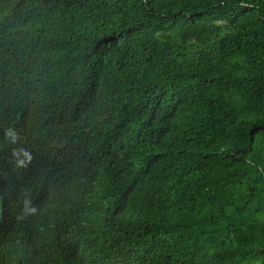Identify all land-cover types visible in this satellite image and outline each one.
<instances>
[{"label":"trees","instance_id":"16d2710c","mask_svg":"<svg viewBox=\"0 0 264 264\" xmlns=\"http://www.w3.org/2000/svg\"><path fill=\"white\" fill-rule=\"evenodd\" d=\"M105 253L264 264V0H0V264Z\"/></svg>","mask_w":264,"mask_h":264},{"label":"clouds","instance_id":"9594fccd","mask_svg":"<svg viewBox=\"0 0 264 264\" xmlns=\"http://www.w3.org/2000/svg\"><path fill=\"white\" fill-rule=\"evenodd\" d=\"M7 135L12 136L13 143H15L17 137L12 132H8ZM25 155L27 156L28 162L30 163L32 160L31 154L25 151ZM19 165L22 167L27 166L24 163V161H19ZM24 204H25V212L27 214L36 213L37 209L35 207H30L29 201L25 200ZM145 259L146 258L144 256H138L137 261L139 264H144ZM99 261H101L103 264H129L130 263V259L128 255L126 257H118L117 255L108 257L106 253L102 255Z\"/></svg>","mask_w":264,"mask_h":264}]
</instances>
